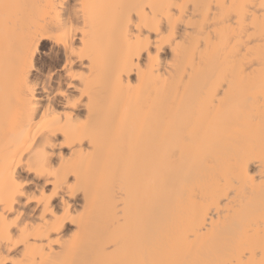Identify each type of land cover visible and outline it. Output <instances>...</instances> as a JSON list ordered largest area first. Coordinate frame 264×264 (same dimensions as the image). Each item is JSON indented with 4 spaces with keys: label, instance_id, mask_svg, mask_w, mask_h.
<instances>
[{
    "label": "bare ground",
    "instance_id": "6f19581e",
    "mask_svg": "<svg viewBox=\"0 0 264 264\" xmlns=\"http://www.w3.org/2000/svg\"><path fill=\"white\" fill-rule=\"evenodd\" d=\"M0 264H264V0H0Z\"/></svg>",
    "mask_w": 264,
    "mask_h": 264
}]
</instances>
